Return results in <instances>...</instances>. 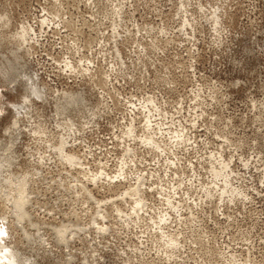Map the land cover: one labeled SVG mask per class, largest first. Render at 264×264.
<instances>
[{"label":"rangeland","instance_id":"1","mask_svg":"<svg viewBox=\"0 0 264 264\" xmlns=\"http://www.w3.org/2000/svg\"><path fill=\"white\" fill-rule=\"evenodd\" d=\"M0 16V264H264V0Z\"/></svg>","mask_w":264,"mask_h":264},{"label":"bare ground","instance_id":"2","mask_svg":"<svg viewBox=\"0 0 264 264\" xmlns=\"http://www.w3.org/2000/svg\"><path fill=\"white\" fill-rule=\"evenodd\" d=\"M0 18H1V16H0ZM2 20V19H1ZM21 39V38H20ZM151 137V136H150ZM148 143V142H147ZM65 157H67V156H65ZM68 159V158H67ZM70 161V160H69ZM217 169V168H216ZM215 173V172H214ZM10 183V182H9ZM201 197V196H200ZM137 202V201H136ZM18 206V205H17ZM135 206V205H134ZM136 207V206H135ZM139 207V206H138ZM134 209V208H133ZM138 213V212H137ZM21 215V214H20ZM60 232V231H59ZM60 237H61V235H60ZM173 241V240H172ZM14 255V254H13ZM16 256V255H15ZM11 258H13V257H11ZM15 258V257H14ZM17 263V262H16Z\"/></svg>","mask_w":264,"mask_h":264}]
</instances>
